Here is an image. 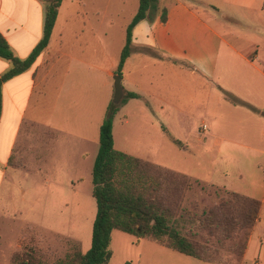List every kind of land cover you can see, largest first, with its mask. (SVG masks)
I'll list each match as a JSON object with an SVG mask.
<instances>
[{"label":"rangeland","instance_id":"374dc122","mask_svg":"<svg viewBox=\"0 0 264 264\" xmlns=\"http://www.w3.org/2000/svg\"><path fill=\"white\" fill-rule=\"evenodd\" d=\"M88 1L89 9L94 7ZM186 1L198 7L208 0ZM93 4L101 10L107 9L105 19L113 23L118 59L138 0H94ZM231 27L233 31L239 29L234 24ZM128 68L131 80L140 81L145 97L148 99L154 93L162 99L165 110L157 111L148 120L146 113L140 114L137 108L130 107L125 110L130 111L126 121L121 118L125 112L122 111L114 120L115 149L187 175L193 182V190L186 199L200 210H215L220 199L230 192L258 200L260 219L251 234L245 264H254L256 260L264 264V138L261 137L264 115L257 112H264V90L253 91L254 104L250 107L242 104L232 107L216 99L218 88L214 83L209 97L207 82L193 81L186 70L170 68L166 61L154 64L149 57L133 54ZM75 116L76 113L69 114L70 123ZM104 117L105 111L101 122ZM158 118L161 122H157ZM203 124L207 129H203ZM163 128L180 145L173 143ZM98 148L99 139L84 141L73 148L64 133H60L58 140L50 145L49 161L41 165L31 163L29 166L37 172L26 175L21 171L12 178V183L24 193L16 190L12 195H1L0 264H11L14 254L24 250L54 262L75 249L80 248L83 253L90 249L96 212L92 170ZM75 152H78L76 158ZM194 233L201 242L210 239L206 233L196 230ZM243 238L241 232L239 239L222 242V248L214 238L209 242L213 249H218L217 256L223 264H242L243 257L238 258L237 250L242 247ZM233 248L236 250L232 251ZM110 250L109 264H211L148 239L137 241L134 236L119 231L112 233Z\"/></svg>","mask_w":264,"mask_h":264},{"label":"crops","instance_id":"0c3cea01","mask_svg":"<svg viewBox=\"0 0 264 264\" xmlns=\"http://www.w3.org/2000/svg\"><path fill=\"white\" fill-rule=\"evenodd\" d=\"M93 2L89 9L88 0H63L47 48L28 70L2 85L0 198L16 190L24 193L12 178L21 171L26 175L37 172L31 163L49 161L50 145L60 133L73 148L99 139L101 115L112 102V80L119 58L113 23L105 19L107 9L101 10ZM158 7L166 8V21H161L158 12L152 21L144 20L134 27L131 53L122 71L124 95L130 92L140 98L121 104L114 120L130 107L146 113L148 120L165 110L162 99L154 93L147 99L140 81L131 80L128 65L133 54L149 57L154 64L166 61L170 68L186 70L193 81L210 85L209 97L214 83L218 88L215 97L225 105L235 107L226 94L242 98L238 101L249 107L254 104L253 91L264 90V0H208L198 7L186 0H159ZM44 20L43 0H0V33L20 60L41 41ZM231 24L239 29L233 31ZM10 68V62L0 59V77ZM71 113L76 116L70 123ZM123 113L121 118L126 121L130 111ZM77 156L75 152L73 157ZM247 252L248 248L242 264L247 261Z\"/></svg>","mask_w":264,"mask_h":264},{"label":"trees","instance_id":"16d2710c","mask_svg":"<svg viewBox=\"0 0 264 264\" xmlns=\"http://www.w3.org/2000/svg\"><path fill=\"white\" fill-rule=\"evenodd\" d=\"M43 1V37L25 60H20L13 54L0 33V59L11 64L10 70L0 77V115L3 83L28 70L49 44L63 0ZM158 4L159 0H138V9L126 27L125 44L115 75H123V66L131 53L134 27L141 21H152L158 12L161 21H166V8L159 10ZM225 97L234 105H244L229 94ZM135 98L140 97L126 92L119 105L110 102L99 129V148L92 170V197L96 212L90 249L84 253L80 248L75 249L54 262L24 250L14 254L11 264H109L113 231L134 236L137 241L148 239L173 252L211 264H223L222 259L217 256L218 249H213L209 242L211 238L222 248V242L239 239V234L243 232V243L237 250V256H244L251 234L260 219L261 203L258 200L230 192L220 199L215 210H200L196 204L186 199V195L193 190V182L187 175L114 148V117L121 104ZM163 130L173 143L180 145V141L168 130ZM195 230L200 234L206 233L210 239L201 242L197 239Z\"/></svg>","mask_w":264,"mask_h":264},{"label":"water","instance_id":"95a60500","mask_svg":"<svg viewBox=\"0 0 264 264\" xmlns=\"http://www.w3.org/2000/svg\"><path fill=\"white\" fill-rule=\"evenodd\" d=\"M113 88H114V94L112 98V103L114 105H118L121 102V99L123 98L124 92H123V86H122V78L120 76L115 75L113 77Z\"/></svg>","mask_w":264,"mask_h":264},{"label":"built area","instance_id":"2783aa9c","mask_svg":"<svg viewBox=\"0 0 264 264\" xmlns=\"http://www.w3.org/2000/svg\"><path fill=\"white\" fill-rule=\"evenodd\" d=\"M203 129H206V126L205 125L203 126Z\"/></svg>","mask_w":264,"mask_h":264}]
</instances>
